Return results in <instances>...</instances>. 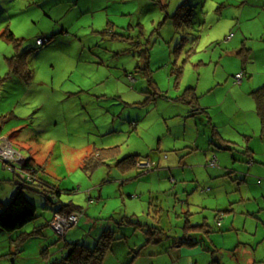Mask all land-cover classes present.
Segmentation results:
<instances>
[{
  "label": "rangeland",
  "instance_id": "1",
  "mask_svg": "<svg viewBox=\"0 0 264 264\" xmlns=\"http://www.w3.org/2000/svg\"><path fill=\"white\" fill-rule=\"evenodd\" d=\"M5 31L15 41L3 39ZM231 34L236 47L225 41ZM39 37L49 40L36 46ZM245 48V67L264 75V0H0V200L9 201L25 178L24 196L36 209L22 228L0 229V264H52L66 255L60 253L66 240L91 249L108 224L115 240L103 264H249V257L264 264V140L261 149L251 145L256 172L249 177L256 184L247 186L243 173L234 177L229 170L215 179L212 166L195 162L203 143L216 155L226 153L223 145H209L216 144L214 126L198 137L193 120L202 114L194 116L190 106L180 114L187 105L180 102L183 91L192 87L197 100L191 107H206L217 123L225 122L212 106L222 99L221 85L232 83L233 60L242 67ZM28 49L31 77L8 74L9 58ZM254 114L249 125L254 116L261 132ZM9 145L13 155L5 158ZM244 146L231 153L242 163ZM107 149H114L115 160L81 168L85 156ZM25 150L35 152L30 159L38 170L22 171ZM132 154L150 165L142 169L147 177L120 168L119 160ZM169 159L182 171L166 175ZM228 177L233 188H220L231 192L215 198V180L217 187ZM57 201L79 207L76 223L85 215L94 220L84 226L83 217L66 239L58 237L49 225ZM121 212L162 233L118 226ZM186 219L205 224L208 233H197L208 250L183 247L178 257L171 230L178 236ZM155 238L161 241L150 243Z\"/></svg>",
  "mask_w": 264,
  "mask_h": 264
},
{
  "label": "crops",
  "instance_id": "2",
  "mask_svg": "<svg viewBox=\"0 0 264 264\" xmlns=\"http://www.w3.org/2000/svg\"><path fill=\"white\" fill-rule=\"evenodd\" d=\"M234 38H235V36H233L231 34L230 38H228V39L225 38V41L227 43H230V44L233 43L234 47H236L238 45V41L236 40L233 42ZM242 45L244 46V44H242ZM246 50L248 51V49H246ZM247 61H248V58L247 59L244 58V61L242 59V61H241L242 67H239L237 65L236 60H233V64L235 66H234L233 70L229 71V74L232 76L233 74L236 75L239 72H241V73L243 72L242 82L240 84L236 85V84H234V82L232 80L231 84H229V82H227V83L221 85L222 86V88H221L222 89V93H221L222 99L219 100L217 102V104L212 106L215 109V111H218L220 113V116L225 119V122L223 124L217 123V119L212 115V113L209 111L204 112L203 108L204 109H207V108L206 107H200L201 105H198V104H196L197 107H194V106L191 107L192 105L187 104L185 107H182L183 110H185V112L180 113V114L181 115L186 114L188 109H189L188 107L190 106L191 114H193L194 116L202 114L201 117L199 118L200 120L196 119V118L193 120V127H195V130H193V132H198V135L196 134L198 137L200 136V134H202L203 132H205L208 129L209 125H212V126H214L213 128H214L215 132H211V134L213 135L214 133H216L217 134L216 136H218V137L213 136V137H215L214 140H215L216 144L208 142V143H210L209 145H211L213 147L217 145L219 147V144H220V146L227 144V145L233 147V151H228L225 149L227 154L226 153H224V154L219 153L216 155L214 152L211 151L210 146H207V148H206L205 143H203L202 145H200L201 150H203V151L200 152V156H198V158H196L195 162L198 165L204 164V166H207V162L209 160L215 159L216 164H215V166L210 168L212 170H210L209 175L214 176V178L217 179L221 175L222 172L226 171L225 173L227 175H229L227 170L232 172L234 177H240V176H242V173H243V176L245 177V179L243 181L245 182V184L247 186H249L250 183L256 184L254 178L249 177V174H253V171H255V165H253V164H255V162H253V157H252L253 151H252L251 145L254 143V151L256 149H261V147L263 145L261 141L264 140V128H263V132H259L258 122H256L255 120L253 121L254 116H252V125H249L251 118L249 120L248 116L250 115V113H252V115H255L254 114L255 106H254L253 99L251 97V92L254 89L258 88V86L260 84L264 83V75L255 73L251 68L250 69L246 68L245 65H246ZM256 76H258L259 78H256ZM231 86H233V88H231ZM180 102L185 103V101H182V100H180ZM226 102H227V104H226ZM240 102L242 105L239 104ZM240 106H242V107H240ZM230 111H231V114H230ZM181 115H177L175 117L180 118ZM202 116H205V117H202ZM232 116H235V119H236L235 122L232 121V119H234ZM196 121H198L200 123H204L203 124L204 127H202L203 125H201V127H198ZM248 126H250V128ZM259 126H260L259 129L262 131L261 124H259ZM182 127L185 131L186 125H183ZM239 127L243 128L244 132L241 131L239 129ZM246 129L249 130L250 132H257V135H256V133H247ZM224 132H227V134ZM241 132H243V133H241ZM258 134H259V138H258ZM205 137L206 136H203L202 138H205ZM241 144H246V146H244V148H243L244 149L243 151H245V148L247 149V151L243 154L246 157V159L243 163L241 162L242 157L239 154H237V155L231 154V153H234L235 149H241ZM19 145H20V150L24 151L25 145L24 144H19ZM25 151H27V150H25ZM27 153L29 154L28 159L32 158V159L36 160L35 152H31V150H29V151H27ZM189 155H194V153L190 152ZM26 160H24V161H26ZM143 161L144 160L138 159L137 162H141V163H139L140 165L138 163H136L135 167L132 168V169H136L137 175H139V179H143L149 175V174H145L142 171V169H146L145 167L150 168V165L147 162H143ZM180 166L181 165H180L179 161L176 162V160H174V159H172V160L169 159L167 161V163H165L163 170L166 173V175H168L167 172H169L170 170H172L173 173L176 174L177 171H182ZM130 170H128V171H130ZM128 171H126V172H128ZM126 172H124V173H126ZM218 182H220V183L216 187L215 185L217 183V180H215L214 187L211 191L213 192V196L215 198H217V197L223 198L231 191L227 192L226 188H224V191H223L220 188V186L226 185V186L233 188L232 187L233 180H231V178L228 177L227 179H220ZM129 197H130V195H129ZM226 198H227V196H226ZM6 200L7 199H4L3 201L0 200V201L3 204H5L7 202ZM75 207H77V206H75ZM226 210H228V209H225L224 211H226ZM54 213H55V211H54ZM121 214H123V217H129V216H127L128 214H124L122 212H121ZM83 217L85 219L84 226H87V224H90V222L94 220L93 217H89L87 215H85ZM83 217H81L82 220H83ZM130 217H134V216H130ZM81 219L78 221L77 225L79 224ZM168 221H169V219H168ZM185 221H188V220L186 219ZM91 225H92V223H91ZM199 225H202V224H199ZM106 227L112 228L110 226V224H108ZM174 228H176V227H174ZM181 228H182V225H181ZM219 228L224 229L225 225L220 222ZM171 229H173V227H171ZM175 231H176V229H174V231L171 230V232L174 234V237H170V242H171V244H173V247H176L179 250L177 252V254H179L178 257H180L181 256V254H180L181 248L178 247L177 240H175L173 238H175V237L178 238L179 236H181V232L177 236V232L175 233ZM206 232L207 231H205V230H200L201 234H203V233L207 234L208 232L207 233ZM220 232H222V230H220ZM70 233H71V230L69 229L67 231V233L65 234L64 239H66V237ZM199 238L204 241V237L202 235ZM71 242H72V240H66L65 241L66 245H67V243L70 244ZM205 244H206V242H205ZM66 245H64V247L60 250V253L66 251ZM152 248L154 249L153 246H152ZM56 261H59V260H56ZM175 262L176 261H173L172 264ZM248 262H249V264L252 263L250 257L248 258ZM193 264H197V262H195Z\"/></svg>",
  "mask_w": 264,
  "mask_h": 264
},
{
  "label": "trees",
  "instance_id": "3",
  "mask_svg": "<svg viewBox=\"0 0 264 264\" xmlns=\"http://www.w3.org/2000/svg\"><path fill=\"white\" fill-rule=\"evenodd\" d=\"M231 36V35H230ZM230 36L227 37L230 38ZM1 37L9 42L15 41L14 36L12 32L10 31H5L1 34ZM37 40H46L48 41L49 39L45 38H36L35 39V45L36 46H43V45H37L36 41ZM189 51L193 52L195 51V46L196 42L195 39L194 41H191ZM19 46V45H18ZM195 48V49H194ZM32 49L24 50L20 52L19 55L14 54L9 58L8 61V74H15L19 76H24V79L27 80L28 78L31 77V73L27 70V59L25 56L31 52ZM240 55L243 56V61L244 58H248V51L244 50V53H240ZM201 63V62H199ZM202 65V64H201ZM243 73V72H242ZM251 97L254 102L255 106V112L259 118L262 131L264 128V84L259 86L258 88L254 89L251 92ZM182 100L185 101L187 104L192 105L196 103L197 96L195 94V90L192 87H187L183 91L182 94ZM213 132H215L213 128ZM217 134L214 133L213 136H216ZM214 137V138H215ZM222 148L228 150V151H233V147L225 144L222 146ZM247 149L245 148V153ZM101 159H114L115 160V151L114 149H107L104 150V153H96L93 152L89 156H85L82 159V166L81 168L83 170H92L96 165L101 163ZM139 159V156L137 154H132V155H127L123 157L120 162V168L125 170V169H130L134 168L136 165V161ZM209 162V161H208ZM207 162V164H208ZM93 163V164H92ZM31 159H27L25 162V165L22 168V171L26 172H32L33 167H32ZM90 166L92 168H90ZM38 170V168L36 169ZM33 170V171H36ZM21 171V170H20ZM21 171V173H22ZM25 176V175H24ZM21 179V178H20ZM22 183L25 184V186L20 183L18 184L17 190L13 195H11L9 201H7L5 204H3L0 201V229L4 231L5 233L10 234L11 232L18 230L25 226L26 224L30 223L35 219V213L36 209L35 206L24 196L23 189L27 188L30 184L23 178ZM28 185V186H26ZM35 187L39 190H41L42 193L47 194V191L42 190V185H34ZM59 193H57L55 196L57 197ZM57 203H59L57 201ZM80 212V209L78 207L73 206L71 203L68 204H61L59 203V208L55 211V213H73V212ZM133 217H122L121 220L118 222L115 221V224L118 226H123V225H132V229H137L142 232L147 233L146 230H143V226L145 227H153L152 229L155 231L156 234L162 233L157 227L155 226H146L142 225L139 222H135L137 219ZM77 224V223H76ZM76 224L74 226H76ZM188 221H185L184 226H182V231H181V236L178 238L175 237V240H177V244L179 248L183 247H194V245L201 244L202 248L204 250H208L203 246V241L202 239L199 238V234L197 233L200 230H203L205 225H194V224H188ZM73 227V226H72ZM114 231L112 228H106L102 231L101 235L98 237L96 244L93 246V248H88L83 245V243L76 242V243H70L66 245V255L59 261H55L52 264H103L104 258L107 254V252L110 250L111 243L114 239L113 237ZM124 238V236H123ZM147 242L150 241V239L146 240ZM161 240H157V238L154 239L153 242L150 243H158ZM159 253V252H158Z\"/></svg>",
  "mask_w": 264,
  "mask_h": 264
},
{
  "label": "built area",
  "instance_id": "4",
  "mask_svg": "<svg viewBox=\"0 0 264 264\" xmlns=\"http://www.w3.org/2000/svg\"><path fill=\"white\" fill-rule=\"evenodd\" d=\"M43 42L46 43L47 41L46 40H37L36 44L42 45ZM242 78H243V73L239 72L238 74H236L233 78L234 84H236V85L240 84L242 82ZM2 145H0V146H2ZM8 147H9V150L6 148L3 150L5 152V153H3V155L7 156L5 158H9L10 155H13V151L11 150L10 145ZM5 158H2V159L6 163L7 160ZM215 164H216L215 159H211L208 162V165L212 166V167L215 166ZM9 165H11V164H9ZM26 179H28V178L26 177ZM77 216L78 217L81 216V213L78 211L73 212V213H67V212H65V213H54L53 217H52V221H50L49 225L52 228V230L58 235V237L64 238V236L67 233V231L69 230V228L73 224H76ZM216 226L217 227L220 226V220H217Z\"/></svg>",
  "mask_w": 264,
  "mask_h": 264
}]
</instances>
